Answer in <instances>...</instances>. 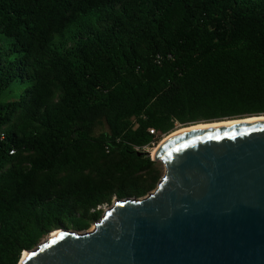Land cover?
<instances>
[{
	"label": "trees",
	"instance_id": "trees-1",
	"mask_svg": "<svg viewBox=\"0 0 264 264\" xmlns=\"http://www.w3.org/2000/svg\"><path fill=\"white\" fill-rule=\"evenodd\" d=\"M262 115L264 0H0V264L153 191L175 130Z\"/></svg>",
	"mask_w": 264,
	"mask_h": 264
},
{
	"label": "water",
	"instance_id": "water-1",
	"mask_svg": "<svg viewBox=\"0 0 264 264\" xmlns=\"http://www.w3.org/2000/svg\"><path fill=\"white\" fill-rule=\"evenodd\" d=\"M151 160L153 191L115 199L91 231L50 232L18 264H264V120L174 135Z\"/></svg>",
	"mask_w": 264,
	"mask_h": 264
},
{
	"label": "bare ground",
	"instance_id": "bare-ground-1",
	"mask_svg": "<svg viewBox=\"0 0 264 264\" xmlns=\"http://www.w3.org/2000/svg\"><path fill=\"white\" fill-rule=\"evenodd\" d=\"M258 120H264V116L262 117H250V118H244L242 120H231V121H222V122H215V123H208V124H197V125H193V126H188V127H183V128H179L177 130H175L174 132H172L171 134L167 135L166 137H164V139L161 141H165L166 139L180 134V133H184V132H188L191 130H198V129H203V128H210V127H215V126H222V125H229V124H234V123H239V122H255ZM155 151V147L151 149L150 151V155L152 156L153 153ZM94 228V227H93ZM93 228L90 229L93 230ZM56 233H53V235ZM26 255V252H23V257Z\"/></svg>",
	"mask_w": 264,
	"mask_h": 264
},
{
	"label": "rangeland",
	"instance_id": "rangeland-1",
	"mask_svg": "<svg viewBox=\"0 0 264 264\" xmlns=\"http://www.w3.org/2000/svg\"><path fill=\"white\" fill-rule=\"evenodd\" d=\"M106 131V128H105V125L104 124H101V126H99V127H97V129L95 130V132H96V134H98V133H100V132H105ZM164 139V137L161 139V141ZM160 141V142H161ZM159 142V143H160ZM158 143V144H159ZM158 144H155L153 147H151V148H146L145 149V151L146 152H148V155L150 156V158L152 157L151 155H150V151H151V149L152 148H154V147H156ZM160 163V162H159ZM115 201V199L112 201V202H114ZM106 207V209H108V207L109 206H105ZM91 228H93V223L88 227V229H86V230H82V231H79V233H85V232H88V231H90V229ZM71 231H77V230H74V229H70Z\"/></svg>",
	"mask_w": 264,
	"mask_h": 264
},
{
	"label": "built area",
	"instance_id": "built-area-1",
	"mask_svg": "<svg viewBox=\"0 0 264 264\" xmlns=\"http://www.w3.org/2000/svg\"><path fill=\"white\" fill-rule=\"evenodd\" d=\"M149 133H151V134H152V133H153V131H152V130H150V131H149ZM1 139H2V136H1ZM10 154L12 155V154H13V152L11 151V152H10ZM102 210H103V212H104V211L106 210V207H105V206H103V207H102Z\"/></svg>",
	"mask_w": 264,
	"mask_h": 264
}]
</instances>
